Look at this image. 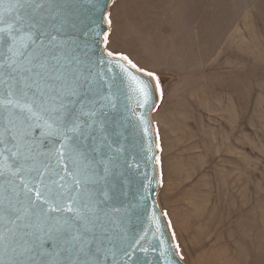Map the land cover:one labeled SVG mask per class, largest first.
Wrapping results in <instances>:
<instances>
[{
  "label": "rangeland",
  "instance_id": "rangeland-1",
  "mask_svg": "<svg viewBox=\"0 0 264 264\" xmlns=\"http://www.w3.org/2000/svg\"><path fill=\"white\" fill-rule=\"evenodd\" d=\"M105 15L104 51L159 82L157 199L178 256L264 264V0H111Z\"/></svg>",
  "mask_w": 264,
  "mask_h": 264
},
{
  "label": "water",
  "instance_id": "water-1",
  "mask_svg": "<svg viewBox=\"0 0 264 264\" xmlns=\"http://www.w3.org/2000/svg\"><path fill=\"white\" fill-rule=\"evenodd\" d=\"M110 1L107 0L102 8L95 0L91 4L78 3L60 13L66 18V23L63 32L56 34L68 38L69 47L63 53L57 49L51 51L50 56L60 54V62L49 61L51 78L47 81L51 85H59L61 81L55 76L61 72L72 75L75 71H86L93 82V95L104 105L102 110L97 109L101 114L96 117L97 121H103V131L94 132V135L105 138L99 149L103 159L97 158L93 168L104 172L106 166L109 174L106 183L102 181L93 186L96 190L93 199L99 206L93 204L90 209H85L95 224V227L89 225L92 229L89 235L95 237L94 246L100 245L105 252L111 249L104 264H185L176 252L157 199V145L151 121L157 90L149 76L124 60L108 57L104 51L102 35L108 30V24L103 17ZM55 11L49 10V16ZM32 15V9L18 6L17 0H0V21L12 29H22ZM52 23H58V19ZM85 32L89 33L88 37L84 36ZM85 41L88 45L86 57L81 48L75 47ZM6 49L7 45L0 41V52H6ZM77 54L85 61L84 64L77 65L74 61L68 64L63 59L64 55L71 59ZM133 76L152 83L151 102L144 107L139 106L142 98L129 86ZM32 94L29 90V96ZM17 114V110H13L9 132L0 135V141H3L0 142V171L4 173L0 176V199L5 206L18 209L0 220V234L6 237L0 240V264H18L20 247L34 243L38 238L51 249L48 235L56 227L55 221L69 219L71 222L72 218L66 212L51 213L48 217L24 213L29 196L35 197L39 187L36 181L42 180V191L50 200L60 193L65 197L76 194L78 199L82 198L74 184L81 178L77 174V162L71 155L60 160L50 153L52 143L43 138L41 129L35 127L42 124L41 119L30 121L34 127L31 136L26 138L28 144L19 141L18 149L13 146L15 142L11 137L21 134V125L15 119ZM116 149H119L118 153ZM17 150L20 155L13 156ZM17 165H22L24 171L16 172ZM38 171L44 173L43 177L38 176ZM22 180L33 188L31 194L25 193ZM17 216L20 219H16ZM79 223L76 221L77 226Z\"/></svg>",
  "mask_w": 264,
  "mask_h": 264
},
{
  "label": "snow or ice",
  "instance_id": "snow-or-ice-1",
  "mask_svg": "<svg viewBox=\"0 0 264 264\" xmlns=\"http://www.w3.org/2000/svg\"><path fill=\"white\" fill-rule=\"evenodd\" d=\"M83 2L91 4L93 0H17L18 6L32 9L33 15L25 26L22 29H12L10 25L0 21V41L7 45L6 52H0V135L9 132V125L12 124L10 117L13 110H17L15 119L21 125V134L18 137L12 136L11 139L15 142L13 146L18 149L19 141L29 143L26 138L31 136L34 127L30 121L33 118L41 119L42 124H36L35 127L41 129L43 138L52 143L50 153L60 160L69 155L73 156L78 165L77 174L81 176L74 181L77 193L82 197L79 199L76 194L65 197L64 193H60L50 200L42 191V180L36 181L39 187L36 188L35 197L29 196L28 207L24 209V213L48 217L51 213L66 212L72 219L71 222L69 219L55 221L56 227L48 235V240L52 242L51 249L46 248L45 241L39 238L34 243L21 246L18 254L21 259L18 264H104L111 252L110 248L105 252L100 245H93L95 237L89 235L92 230L89 225L95 227V224L85 212L93 204L99 206L93 199L96 191L93 186L102 181L106 183L109 174L106 166L104 172L93 168L97 158L103 159L99 149L105 143V138L94 135V132L103 131V121H97L96 117L101 114L97 109L102 110L104 105L93 95V82L86 71H75L72 75L61 72L55 76L56 80L61 81L59 85L47 82L51 78L49 61L60 62V54L50 56L51 51L57 49L63 53L69 47V39L56 34L63 32L66 23V18L60 13L71 5ZM95 3L102 8L107 0H95ZM51 9L56 11L49 16ZM57 19L58 23H52V20ZM103 19L110 23L107 15ZM84 36L88 37L89 33L85 32ZM104 37L107 42V33ZM75 47L81 48L83 56H87V41ZM113 55L112 52L107 53L108 57ZM117 58L136 68L128 57L117 54ZM63 59L68 64L73 61L77 65L85 63L80 54L72 56L71 59L64 55ZM145 75L152 80L157 79L153 73L148 72ZM129 86L142 98L140 107L151 102V81L133 76ZM155 89L159 90L158 81ZM29 90H32V96H29ZM108 147L111 149V145ZM118 151L116 149L117 153ZM19 155L18 150L13 152V156ZM156 159L159 162V158ZM19 171H24L22 165L16 166V172ZM3 174L0 171V176ZM37 174L40 177L44 175L39 171ZM23 184L25 193L31 194L33 188L27 182ZM41 204L45 206L41 207ZM17 211L14 206H5L0 199V220ZM16 219L20 217L17 216ZM76 221L80 222L79 226ZM11 222L15 223V220ZM3 239L6 237L0 234V240Z\"/></svg>",
  "mask_w": 264,
  "mask_h": 264
}]
</instances>
